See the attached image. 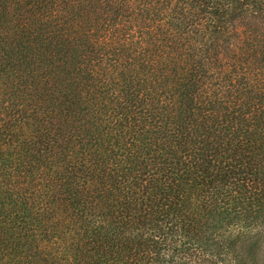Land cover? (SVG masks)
<instances>
[{
    "label": "trees",
    "instance_id": "1",
    "mask_svg": "<svg viewBox=\"0 0 264 264\" xmlns=\"http://www.w3.org/2000/svg\"><path fill=\"white\" fill-rule=\"evenodd\" d=\"M0 264H264V0H0Z\"/></svg>",
    "mask_w": 264,
    "mask_h": 264
}]
</instances>
